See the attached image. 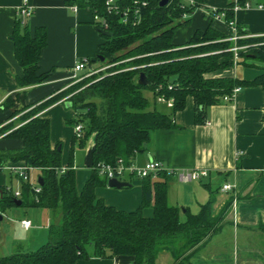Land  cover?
Returning <instances> with one entry per match:
<instances>
[{
    "label": "trees",
    "instance_id": "1",
    "mask_svg": "<svg viewBox=\"0 0 264 264\" xmlns=\"http://www.w3.org/2000/svg\"><path fill=\"white\" fill-rule=\"evenodd\" d=\"M106 1L73 0L70 4L90 8L94 15L106 20V28L100 20H94L93 24L104 40L97 60L104 56L103 62L113 64L110 68L22 109H15L11 98L3 103L4 109H11L12 114L0 127V137L18 138L23 145L0 149V166L23 162L39 171L43 183L37 191L35 183L18 176L21 180L18 197L10 186L2 185L0 209L12 207L20 199L21 206L48 209L52 219L49 239L44 245L32 251L17 248L12 254L0 256V264H75L91 256L117 255L133 256L134 264H156L162 251L170 253L173 264H189L191 256L225 225L232 197L214 214L215 193H212L199 212L192 214L189 209L168 201L171 175L166 171L158 172L156 179L153 175L140 178L142 200L135 210L118 209L106 203L96 195V189L108 184L107 176L99 171L100 165L115 166L119 159L124 165L134 163L136 155L147 149L155 130L177 126L174 113L185 108L189 96L194 100L195 120L202 122L206 108L222 103V97L231 94L235 87L264 89V69L252 80L213 75L234 65L228 23L234 20L235 4L246 0H227L224 9H216L225 14L227 34L210 23L179 45L174 43L176 29L190 24L202 0L194 3L168 0L163 6L161 0H116L119 10L112 11ZM236 27L240 34L249 33L237 23ZM105 30L111 35H103ZM11 39L15 58L23 69L16 78L18 87L27 89L45 82L53 71L42 72L39 67L42 50L47 45L46 29L38 26L31 30L27 24L21 25L17 17ZM263 41L264 36L247 37L237 43ZM108 55L113 58L108 59ZM239 56L238 64L245 66L264 63V44L242 50ZM141 73L147 79L146 84L139 83ZM145 91L151 93V98ZM65 96L74 111L67 123L83 127L79 138L74 133L70 160L64 166L61 143L52 145L50 119L41 112ZM159 96L172 99L169 112L159 109ZM93 134L91 174L78 190L72 160L74 144L78 141L79 146H85ZM204 185L213 191L210 183ZM146 207L153 209L152 216L143 214ZM183 211L185 220L181 219ZM258 229L264 234V222H260ZM90 246L92 253L88 250Z\"/></svg>",
    "mask_w": 264,
    "mask_h": 264
},
{
    "label": "crops",
    "instance_id": "2",
    "mask_svg": "<svg viewBox=\"0 0 264 264\" xmlns=\"http://www.w3.org/2000/svg\"><path fill=\"white\" fill-rule=\"evenodd\" d=\"M248 1L251 6L236 10L234 20L250 34H264V0ZM22 2L23 0H0V127L10 120L12 114L11 109L3 107L8 98L13 100L15 109H22L28 104L39 103L68 88L73 83L72 68L77 61L87 59L95 69L104 65L95 67V64L101 62L97 58L100 44L104 40L94 27V13L90 8L73 10L74 4H70L73 0H28L33 7V13L28 18L27 25L31 30L42 26L47 31V45L42 50L39 61L40 71H53L42 84L20 89L16 78L22 75L23 69L15 58L11 34L17 10ZM226 5L227 0H202L194 11L190 24L176 29L174 43L179 45L188 42L197 30H204L210 23L216 30L227 34L225 20L211 16L213 9H224ZM254 63L255 66L240 63L238 66L216 71L213 75L252 80L264 69V63ZM67 98L68 96L61 98L41 112L42 116L50 119L52 145L60 142L62 153L64 140H71L72 143L75 133L74 126L67 123L73 115L63 108L69 107ZM160 106L165 104L158 102V107ZM166 108L165 111L169 112L170 108L167 105ZM263 114L264 89L259 86L242 87L232 101L208 106L202 122L195 120L194 100L189 96L185 108L174 113L173 119L177 126L155 130L151 134L147 149L136 155L135 163L144 164L149 160H158L169 169L208 170L209 176L201 181L184 183L175 176L169 179L168 201L172 205L189 209L192 214L199 212L200 207L210 199L212 193H215L214 214L222 209L226 200L233 198L225 217V225L209 238L199 252L191 256L189 264H264V234L258 229L260 222H264ZM88 143L89 160L84 170H79L75 164L73 150L72 160L78 190L82 189L91 174L94 134L86 144ZM22 145V140L18 138L0 137V149H16ZM71 147L68 155H62L64 166L70 160ZM11 165L25 166V163ZM7 173L10 179L13 176L18 177L15 171L7 169L0 171V196L2 185L10 186L7 183ZM134 178L136 177L122 178L121 181L130 184L122 188L111 187L108 184L100 186L96 189V195L118 209L135 210L142 200V182L135 181ZM205 183H210L213 191H210ZM224 184H229L232 188L223 190ZM41 209L45 211L42 223L34 224L31 219H22L29 220L31 226L26 228L21 223V228L30 237H36L38 230H47L49 239L51 213L48 209ZM143 214L147 217L152 216L153 209L146 207ZM185 218L186 214L183 211L181 219ZM42 240L43 234L33 242H43ZM17 248L32 251L39 247ZM88 250L90 253L93 252L91 246ZM75 264H134V257L91 256L78 260ZM156 264H173V258L168 251H162Z\"/></svg>",
    "mask_w": 264,
    "mask_h": 264
},
{
    "label": "built area",
    "instance_id": "3",
    "mask_svg": "<svg viewBox=\"0 0 264 264\" xmlns=\"http://www.w3.org/2000/svg\"><path fill=\"white\" fill-rule=\"evenodd\" d=\"M190 3H194V0H187ZM107 8L109 11L112 10H119V7L116 5V0H107L106 1ZM251 4L249 3L248 0H246L243 4L236 3L234 6V11L240 9V8H249ZM262 7V6H260ZM73 10H77L79 7L77 5L72 6ZM217 8L213 9L211 11V16L213 18H219V19H224V12H218L216 11ZM33 13V7L28 3V0H23L22 4L19 6L17 10V17L20 19L21 25L27 24L28 18L32 15ZM124 16H126V12L124 13ZM94 20L101 21L102 26L105 28L107 27V22L105 19L100 18L97 15H94ZM228 26L231 28L232 34L228 37L229 40L233 41V46L229 49L230 51L233 52V57H234V65L238 64V60L240 59L239 52L242 50H246L251 46L257 45V44H264L263 42L259 43H254V44H246V45H239L237 42L239 39L242 38H247V37H261L264 36V34H250V33H245V34H240L238 32V29L236 27V22L230 21L228 23ZM113 64H106L100 68H92L90 65L89 60L84 59V60H79L77 61L73 68H72V79L74 83H77L79 81H82L83 79L93 75L97 74L101 71H106L108 68H110ZM241 90V87L237 86L235 87L231 94L224 95L222 97L223 102H229L234 99L236 94ZM158 102L165 103L168 107L172 106V99L166 100L163 96H159L157 98ZM82 125L77 124L74 126L75 134L79 138L82 134ZM12 170L15 171L19 177L23 178L24 180H30V172L33 170L32 167L28 166H15L11 164H7L4 166H0V171L2 170ZM65 170V167L62 168V171ZM99 171L102 175H106L108 180L111 178H117L121 180L124 177H138V178H143L148 175H153V177H157V173L160 171H166L168 174L171 176H175L179 181L187 183L191 181H201L202 179L206 178L209 176L208 170L205 169H196V170H189V171H184V170H176V169H169L166 168L161 161L158 160H149L146 163H144L143 166L139 167L136 165V163H131L129 165H124L122 160L119 159L118 164L113 166L111 164H106L103 163L99 167ZM35 189L39 191V183L35 181ZM231 185L229 184H224L222 186L223 190H229L231 189ZM20 195L19 192L15 193V196L18 197ZM22 225L26 228L31 226V222L29 220H22Z\"/></svg>",
    "mask_w": 264,
    "mask_h": 264
},
{
    "label": "rangeland",
    "instance_id": "4",
    "mask_svg": "<svg viewBox=\"0 0 264 264\" xmlns=\"http://www.w3.org/2000/svg\"><path fill=\"white\" fill-rule=\"evenodd\" d=\"M109 59L113 57L111 55L108 56ZM106 65L107 62H98L95 64V67L100 65ZM240 64V63H239ZM103 65V66H104ZM234 67L236 65H233ZM238 66V65H237ZM97 69V68H96ZM80 82V81H79ZM72 84H75L74 82ZM71 84V85H72ZM147 97L151 98V93L149 91H145ZM64 110L70 112L71 115L74 116L73 111L69 107H63ZM152 108V107H150ZM159 109L166 110L165 106H160ZM75 132V131H74ZM64 147L62 155H68L69 148L71 147V140H64ZM89 143L85 146L81 147L78 144V141L74 144V157H75V164L79 168V170H84L86 167V162L89 160ZM136 165L141 167L144 164H140L136 162ZM39 175V171L33 169L30 171V181L35 183L36 178ZM135 181H139L140 178H134ZM134 181V180H133ZM7 183L11 186L14 193L21 191V180L17 176H13L11 179L9 178V173H7ZM44 210L38 207H29V206H12L8 207L4 210L0 209V215L2 219H0V256L2 255H9L13 253L17 247L21 246L25 249H36L41 245L45 244L48 240L47 230L36 231V237H30L29 234L21 228L22 219H31L34 224L37 222L42 223L44 217ZM36 230V229H34ZM43 234V242H33V240H38ZM36 238V239H35ZM31 244V246H30ZM31 247V248H30Z\"/></svg>",
    "mask_w": 264,
    "mask_h": 264
},
{
    "label": "water",
    "instance_id": "5",
    "mask_svg": "<svg viewBox=\"0 0 264 264\" xmlns=\"http://www.w3.org/2000/svg\"><path fill=\"white\" fill-rule=\"evenodd\" d=\"M168 0H161L160 1V5L163 6L167 3ZM103 35L105 36H110L111 35V32L109 31H103L102 32ZM100 60L103 61L104 60V56L100 55L99 56ZM139 83L140 84H146L147 83V79L145 77V75L143 73L140 74V78H139ZM70 106V103L68 104ZM61 149V146H59V150ZM38 183L41 185L43 183V180L41 177H38ZM108 185L111 186V187H116V188H122V187H125V186H129L130 184L128 182H125V181H121L117 178H111L108 180ZM21 200L20 199H16L15 200V204L16 205H21ZM0 219H2V216L0 215Z\"/></svg>",
    "mask_w": 264,
    "mask_h": 264
}]
</instances>
